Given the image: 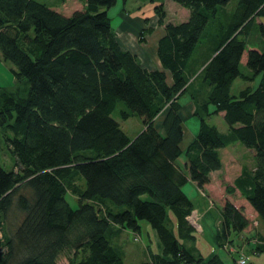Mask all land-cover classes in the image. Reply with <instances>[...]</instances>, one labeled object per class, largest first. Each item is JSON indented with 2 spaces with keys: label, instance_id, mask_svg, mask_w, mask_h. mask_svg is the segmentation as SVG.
<instances>
[{
  "label": "trees",
  "instance_id": "trees-1",
  "mask_svg": "<svg viewBox=\"0 0 264 264\" xmlns=\"http://www.w3.org/2000/svg\"><path fill=\"white\" fill-rule=\"evenodd\" d=\"M120 1L119 16L127 0ZM148 1L164 32L155 48L160 70L143 68L119 47L107 16L116 0H83L70 16L35 0H0V59L13 65L16 83L13 91L0 88V131L12 157L10 170L0 165V264H57L71 252L68 264H123L109 240L122 230L137 240L140 221L161 251L146 248L147 261L139 264H201L182 187L192 182L202 190L221 169L218 150L234 143L252 152L253 169L241 168L224 193L237 191L264 224V28L255 22L264 17V0H237L230 12V0H170L187 11L178 24L163 23V0ZM253 31L262 48L250 45ZM205 38L211 48L197 72L187 73ZM258 75L255 87L229 94L235 79ZM197 79L206 91H190ZM184 94L199 123L181 151ZM117 103L125 108L119 119L141 121L133 139L111 117ZM219 113L224 133L206 121ZM181 155L184 171L175 163ZM13 206L21 219L9 233ZM218 221L219 248L248 225L227 200ZM204 264L223 262L214 255Z\"/></svg>",
  "mask_w": 264,
  "mask_h": 264
},
{
  "label": "rangeland",
  "instance_id": "rangeland-1",
  "mask_svg": "<svg viewBox=\"0 0 264 264\" xmlns=\"http://www.w3.org/2000/svg\"><path fill=\"white\" fill-rule=\"evenodd\" d=\"M35 1H37L39 3L46 4L51 9L55 10L56 12H58L64 16H70L76 10H79V11L82 10L83 6H84L83 0H64V1H61V0H35ZM236 1L237 0H230L229 3L225 6V10L228 12L232 11L235 8ZM153 5L154 4H152L148 0H127L126 4H125V12L123 13V15L119 16V12L121 10V1L116 0L115 5L107 11V16L111 19V26L114 30L117 28L119 23L120 24L122 23L121 28L124 30L127 29V31L131 30L133 37L134 38L136 37V39H137V40L135 39V41H137V43L139 44L140 43L139 39L141 38V35L144 36L146 34L147 35L150 34L152 29L156 28V27L159 30L163 29L162 25L161 26L158 25L156 17L153 15V11H152ZM162 6L164 9V14H165V18L163 20L164 24H166V23L177 24V23H180L186 19L187 11L185 9L181 8L180 6H178L177 4L173 3L172 1L163 0ZM144 19H147V21L144 22L143 21ZM209 32L207 31L208 34H209ZM251 36L252 37L250 39V45L252 44L258 48H262L263 46H262L261 41H263V40L258 38V37H260L258 31H253ZM148 39H149L148 42H146V44H145L146 47L140 46V48H143V49L145 48V50L147 52H149L150 55L153 56V58H154L155 55H153V42H151L152 37L148 38ZM200 42H203V43L198 45L197 51H195V54L191 57L187 73L190 71H193L194 69H196V72H197V69H198L197 67L199 65V62L202 61V59L205 57L206 52H208V50L211 48V43H210V41L208 42L206 38H205V40L202 39ZM119 47L122 49V47L120 45H119ZM122 50H124V49H122ZM10 68H13L12 64H10L9 62H4L0 59V87H4V88L6 87V86H4V85H6V82H5V78L3 76L7 75V76L11 77ZM239 68H240L241 74L249 76V77L252 76L251 72L248 69H246L245 66H240ZM169 79H170L169 75L166 73V81L169 82L170 81ZM258 80H259V75L254 77L253 80H251V81H244L242 79L237 78L232 82V85L229 89V94L231 96H237L238 92L241 89H243L245 87H255L258 83ZM26 85L28 87V84L24 81V83H22L21 86L24 89L26 87ZM198 86L203 87V89H205L204 91H206V87H204V85H201L200 79L195 80V82L192 84V86L190 88V91H191V89H194V90L198 89L199 88ZM188 94H184L179 99V102L181 105H184V106L188 105L189 109H187V113L189 112L188 110L193 109L191 107L190 102H189ZM211 108L212 107L209 106V109H211ZM120 109H125V108L121 103H117L116 109L112 113L111 117L118 123L121 131L129 139H133L142 130L141 121L135 115H131L126 120L119 119L117 111ZM160 118H161V115H158V117L155 120V124L158 123L157 121H159ZM182 121H183V127H185V129H190L192 131V133H194V134L196 133L197 128H198V123H199V120L197 117H194L191 115L188 117L184 116ZM206 121L208 124L214 125L218 130H222V126H225V123L223 122L222 117L220 115L211 116ZM184 139L185 140H183V143L186 142V138H184ZM0 148H1L0 165L5 170H10L11 166H12V157L10 156L9 152L6 149L5 142H4V134L2 131H0ZM183 162H184L183 155H181L175 161L176 165H178V167L182 171H184ZM74 186L81 189L83 186V182L81 180H78ZM185 189H186V185H184L182 187V191L186 192L187 189L186 190ZM212 197H213V200H215V203L218 204L220 201V199H218L219 198L218 193L214 192V195H212ZM67 199H68L71 207L76 208L77 198H76V195H74L71 192V190L68 192ZM192 210H194L195 213L197 214V217H198L197 224L199 227V231L196 232V231H193V229L188 225L195 235L194 247L201 249V250H202V248H211V246H209L206 242L203 241V238L201 236V234H202V223H201L202 214L196 208H192L191 211ZM20 219H21V216L18 214L17 210L13 206V208L8 213L7 220H6V229L9 233H11L16 228ZM253 221L254 220H249L252 227L255 225V223H252ZM139 226H140V233H139V235H137L138 238L135 241H134L135 235H133V233L131 231L122 232L117 237L109 240L110 245L120 253L123 264H139V263L146 262L147 261V250H146V248H150V250H153V251L156 248L154 240H153V235H152L153 232L149 229L147 224L145 222L140 221ZM259 229H261L262 234L264 236V224L261 222H259ZM146 232L149 234L150 242L147 240V236L145 234ZM254 239L256 240L255 237L250 238V240L248 242L251 243V245H247L244 248H247L248 251H250L251 248H254V246L252 245V242H251ZM253 244H255V243H253ZM233 246L235 247V245H233ZM216 248L218 249L219 257L222 259L223 264H234L232 261V258H231L233 254L228 253L224 249L223 246L221 248H219L217 243H216ZM235 248H237L238 252H240L242 255L247 257L241 248L240 249H238L239 247H235ZM200 253H202V255H204L202 251ZM71 254H72V252L69 254H66V253L63 254L59 258L57 264H68V259H69V257H71ZM234 259H235V257H234ZM247 260L251 261L253 264H264V253L259 254V255H254V256L249 254V257H247Z\"/></svg>",
  "mask_w": 264,
  "mask_h": 264
},
{
  "label": "crops",
  "instance_id": "crops-1",
  "mask_svg": "<svg viewBox=\"0 0 264 264\" xmlns=\"http://www.w3.org/2000/svg\"><path fill=\"white\" fill-rule=\"evenodd\" d=\"M255 22L261 24L264 28V17L257 18ZM121 25L122 23H119V25L115 29V39L117 43L122 47V49L134 54L136 58H138L139 63L140 65H142L143 68L147 70H160V65L157 61L156 56L153 58V56H151L150 53L145 50V48H140V46L146 47L145 44L146 42H148V38L152 37L151 42H153V55H155L156 43L157 40L163 36V29L159 30L157 27L153 28L150 34L142 36V41L138 44L137 41H135L136 37H133L132 31L122 29ZM11 70H13V68H10L11 77L7 75L3 76L6 82V85H4L6 86V89L4 87H0L1 89H5L7 91L14 90L16 83ZM187 109H189L188 105H185L180 109L179 115L181 117V120L184 118V116L188 117L192 114V110H188L189 112L187 113ZM218 115L222 117L221 113H219ZM157 122L159 123V121ZM218 131L224 133L226 131V126H222V130ZM193 136L194 133H192L190 129H185V127H183L182 121V139L179 144L181 151L184 150L186 145L192 140ZM184 138H186V142L184 141L185 143H183V140H185ZM218 154L221 161V169L218 171L211 172L209 174V182L203 186L202 190H198L192 182L186 183L187 191L185 193L190 198L192 207L198 209L202 214L201 236L203 238V241L206 242L209 246H211V248H202V250L195 248L204 259L201 264H204L205 261H207L210 257L214 255L219 257L218 249L216 248L215 235L219 222L218 209L221 207L224 200L229 201L235 208H241L243 216L248 220V225L245 229H243L240 233L237 234L230 233L227 240L232 241L231 244L235 245V247H239L238 249L241 248L247 257H249V254L254 256L264 253V236L262 234L261 229H259V221L255 212L249 207L247 202L239 196L237 191L230 195H226L223 191L224 186L231 185L234 178L239 175L241 168L245 167L249 170L253 169L252 152L243 148L241 145L234 143L222 149H219ZM214 192L218 193V199H220L218 204L215 203V200H213L212 195H214ZM249 220H254L252 222L255 223L253 227L251 226ZM125 231L127 230H122L121 233ZM139 233L140 230L137 234L139 235ZM145 234L147 236V240L150 242L149 234L147 232ZM152 235L156 247L154 249V252L160 253V243L154 232ZM253 237L256 238L257 242L255 244L252 243L254 248H251L250 251H248L247 248L244 247L247 245H251V243H249L248 241L250 240V238ZM200 250L203 252L204 255L200 253ZM231 258L233 259V256ZM247 264L253 263L251 261H248Z\"/></svg>",
  "mask_w": 264,
  "mask_h": 264
},
{
  "label": "built area",
  "instance_id": "built-area-1",
  "mask_svg": "<svg viewBox=\"0 0 264 264\" xmlns=\"http://www.w3.org/2000/svg\"><path fill=\"white\" fill-rule=\"evenodd\" d=\"M197 220H198V217L194 210L190 211L189 214L185 217V221L187 222V224L193 229V231H196V232L199 231ZM251 242L256 243L257 241L254 239ZM222 246L228 253L233 254L232 261L234 264H247L248 262L247 257H245L240 252H238L237 249L233 245H230L227 242H224Z\"/></svg>",
  "mask_w": 264,
  "mask_h": 264
}]
</instances>
